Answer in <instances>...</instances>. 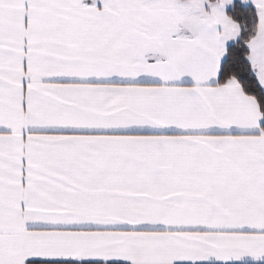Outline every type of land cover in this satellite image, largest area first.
I'll use <instances>...</instances> for the list:
<instances>
[{"label":"snow or ice","instance_id":"obj_1","mask_svg":"<svg viewBox=\"0 0 264 264\" xmlns=\"http://www.w3.org/2000/svg\"><path fill=\"white\" fill-rule=\"evenodd\" d=\"M0 264H264V0H0Z\"/></svg>","mask_w":264,"mask_h":264}]
</instances>
